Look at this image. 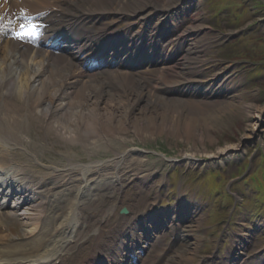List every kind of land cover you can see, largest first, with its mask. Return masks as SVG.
Masks as SVG:
<instances>
[{"label":"bare ground","instance_id":"1","mask_svg":"<svg viewBox=\"0 0 264 264\" xmlns=\"http://www.w3.org/2000/svg\"><path fill=\"white\" fill-rule=\"evenodd\" d=\"M65 0H0V186L3 181L17 178L15 171L20 174L24 184V176L32 182H27L24 189L15 187V200L13 205L0 206V223L19 220L23 226V236L18 240L10 239L8 234L0 235V264H27L31 257L43 255L46 250L39 252L34 242L38 233L39 217L43 212L46 216L43 218L45 228L52 230V218L55 225L64 224L69 218L67 214L73 213L72 220L76 222L75 215H81V212L87 208L95 211L99 206H106V216L110 215L118 205L111 201V197L116 199L122 196L123 182L122 175L130 172L136 179H141L137 168L145 163V153L136 147H128L125 150H119L114 147L116 153L109 159H97L86 163L74 160L61 162L60 166L54 164H41L43 155L37 149L36 139L31 135L33 121H43L47 129L54 131L64 140L80 144L86 150L94 148L99 149L101 142L106 141L112 145V140L117 139L120 143H125L121 134L130 129L136 136L153 135L156 131L162 129H171L176 126L173 122H164L168 115L166 111L180 112L179 103H182L183 110L187 108L184 102H194L197 105L202 104V99H189L176 97L174 95L162 96L163 89L159 88L164 84L166 89L172 88L177 91H187L189 89L187 82L193 75H197L198 62H203L204 57L198 59L196 50L202 51L206 47L208 38L198 36V28L203 26V19L194 15L191 23L185 28L188 30L187 37H195L189 43V49L180 56L171 68L167 69L166 63L162 65L161 71H169V74L161 78H150L149 75H134L123 66L122 62L117 64L107 63L104 67L89 71L81 67V57L86 52L87 44H93L94 39H78L80 35L87 31V25L84 22L87 19H93L102 16H111L114 14L125 15L127 11L136 12L139 8L154 10L151 14H156L157 19L155 27L163 20L180 15L177 7L179 2L185 9H199L200 5L196 0H68V7L76 13L88 12L85 21L79 22L73 30L76 43L68 51L71 43L68 42L65 48H54L52 42L48 41L49 36L54 40L59 38L56 32H52L55 26L43 28V36H31L25 39H18L14 36L15 32L21 31L22 21L20 17L29 10L46 14L48 18L53 8L54 2L61 4ZM175 4V5H174ZM177 4V5H176ZM179 4V5H180ZM177 8V9H175ZM145 10V9H144ZM139 11L138 14H141ZM147 15L142 14L136 24H129L125 30V35H140L144 30V19ZM182 16V15H181ZM79 16H67L61 20L66 25H74ZM5 24H3V23ZM109 26V27H108ZM86 29H84V28ZM28 26H25V30ZM111 29L110 24H104L101 27V33L105 34ZM154 32L147 36L149 41H153ZM174 35V33L172 34ZM171 35V36H172ZM103 36V35H102ZM170 41H175V47L181 36L177 35ZM110 38L107 41H114ZM83 42V43H82ZM127 40L121 44L122 48L129 47ZM143 47L141 43L139 45ZM105 47H109L106 45ZM152 50V49H151ZM150 46H146L145 53H149ZM154 51V50H152ZM204 51V50H203ZM198 61V62H197ZM165 62V61H163ZM221 74L204 81L205 86L215 83V79ZM120 81L117 84L114 79ZM150 78L155 81L156 86L146 85L141 79ZM137 80V82H135ZM166 83L170 85H166ZM173 83V84H172ZM218 83V82H217ZM222 84V82L220 83ZM221 86V85H219ZM224 87L233 88L229 83ZM233 95V94H230ZM235 95L232 96V98ZM191 103V102H190ZM235 106L237 103H231ZM188 108L190 104H187ZM203 107V105H200ZM250 117L249 124L244 133V139L257 137L264 131V107L249 104ZM189 111V110H188ZM28 124V128H27ZM190 125L185 126L187 130ZM122 138V139H121ZM202 142V136L200 135ZM242 140V141H243ZM203 145V143H201ZM240 144L226 145L219 149V154H227L233 149H238ZM113 147V146H112ZM203 152L208 153V149L203 146ZM194 154L185 153L186 160L195 164ZM213 155L212 153L210 154ZM135 159V160H134ZM135 162V163H133ZM38 164H41L37 166ZM123 164V166H122ZM134 164H136L134 166ZM44 166V167H43ZM42 167V168H41ZM133 168V169H132ZM127 170V171H124ZM143 171V170H142ZM144 172V171H143ZM42 174L45 177L35 178V175ZM111 173V180L108 177ZM98 174V175H97ZM56 175L59 180H56ZM146 177V176H145ZM44 180V181H43ZM43 181V182H42ZM118 181L119 184L116 185ZM38 185V186H37ZM59 186V197L63 196L62 203L59 202L53 208L45 211L43 208V198L41 192L48 194ZM38 188L40 193H35L34 188ZM102 191L103 201L100 204V197L95 196L91 189ZM8 190V189H7ZM10 191V190H9ZM82 203V205L80 204ZM72 207V210L70 208ZM69 211V213H68ZM127 222V219L126 221ZM77 223V222H76ZM88 227H93L92 221H87ZM122 228L106 229L105 227H94L92 231L97 233V237L105 240L106 258L116 264L125 263L122 251L119 250L117 233ZM89 228L80 226L77 240L88 235ZM57 249L54 242H46V245ZM88 243L82 241L79 245L69 244L67 258L71 252L76 251V255L71 258V262L80 260L85 254ZM241 247L240 249H242ZM62 249V248H61ZM59 249V250H61ZM130 248H127L129 250ZM119 250V251H118ZM58 254V251L54 255ZM105 254V253H104ZM50 256L43 255L41 259ZM59 257V256H58ZM138 259H144L140 253ZM103 261L104 258H101ZM239 258L233 261V264L239 263ZM36 260V259H35ZM30 264L33 261H28ZM187 262L185 264H190Z\"/></svg>","mask_w":264,"mask_h":264},{"label":"rangeland","instance_id":"2","mask_svg":"<svg viewBox=\"0 0 264 264\" xmlns=\"http://www.w3.org/2000/svg\"><path fill=\"white\" fill-rule=\"evenodd\" d=\"M199 3L200 8L194 10V12L201 14L204 18V30L201 32L200 37L208 38V42L206 43L207 48L198 52L200 55L197 53L199 55L198 59L204 57L203 62L197 61L198 63L195 64V66H198L197 73L206 78L222 71L225 79L227 76L228 82L234 88H230L229 91L222 94L219 93L220 95L218 96L214 94L199 105L192 101H190L191 103L184 102L183 104L187 107L185 108L187 110H183L182 103H179L180 112H175L174 110L163 113V117L164 115L169 116L164 122L168 123L167 125L174 122L176 124L175 127L162 129L161 132L156 131L153 135L143 136H136L130 129L121 134L125 143L123 141L120 145V142L114 139L111 146L108 145V142L103 141L99 149L86 150L82 145L70 143L59 137L54 131L48 130L47 125L40 120L33 121L34 126L30 127V133L36 139L38 151L43 154L41 157H43L44 161L41 163L56 162L59 166L61 162H67L71 159L79 162L108 159L115 155L116 150H114V147L116 146L119 150H125L132 146H141L148 150L164 152L167 156L181 157L185 153H192L198 158H205L211 153L218 155L221 147L242 142L241 144L244 147H241L234 157H224V162H214L217 165L214 167L223 165L224 180L228 182L231 179L234 183L229 184L234 188L235 193L245 196L246 201L242 203L240 209L236 210L233 219L239 222V218L245 213L250 220H260L259 223L262 224L255 231L254 238L246 246L244 256L248 259L244 264H250L254 260H258V255L263 252L264 248V152L262 156H259L258 160H255L261 154V150L264 151V131L254 137V140H249L250 142L244 141L243 138L250 122L248 105L253 104L262 106L261 108L264 107V0H199ZM131 17L133 16L131 15L126 19L121 16L111 17L105 22L117 20L118 24H127ZM184 17L188 18L189 16L185 15ZM237 30L241 31L236 37L226 40V35L232 34ZM230 43L231 45H229ZM146 68H150L154 72L149 75L152 76L150 78H159V66ZM132 71L137 72L136 69ZM164 75L166 77L168 73L165 72L161 77ZM150 78H143L141 82L146 83L147 86L148 84L156 85L155 81H151ZM118 81H120L118 78L114 79L116 84ZM224 88L228 89V87ZM230 94L235 96L232 98L233 95ZM161 95L163 96L165 93H161ZM185 99L186 101L189 99L197 100L191 97H186ZM234 102L237 104L231 106V103ZM187 104H190L191 108H188ZM200 105H203V107ZM187 125H190V128L186 130L185 126ZM200 135L203 138L202 142L200 141ZM203 146L209 150L208 153L201 150ZM146 155L148 160H150L151 170L163 166L164 169L161 168L159 171L163 172V174H169V171L171 172V169L175 167L166 163L155 152H149ZM248 159L252 161V167L241 175L240 173L245 169H241V166ZM149 164L146 161L142 165L143 170L147 171ZM177 166L172 174L177 173L179 176H183L184 182L187 183L186 186L192 192L199 188V192L205 194L209 192L208 190L215 189L219 191L218 203L231 202L227 200V196L230 197L227 186L220 184L222 174L216 173L214 168L208 171L207 166L209 165L202 164L198 167H191L190 170L184 172L186 164H178ZM253 170L256 177L250 174ZM215 175H218L220 179L215 180ZM156 178H161V176ZM123 179L126 185L123 201L129 202L132 198L138 197L142 201L147 197L145 196L148 195L146 194L147 192L143 193L141 190L140 181L132 176L130 172L123 175ZM205 181H207V184L203 183ZM260 182L262 183L258 185ZM201 183H203V187H200ZM255 185H258L256 189ZM255 190H257L256 193H254ZM234 203L235 201H233ZM118 212L119 210H116L115 216L110 215L105 225L112 223ZM218 213L221 214L220 210ZM15 223L17 226L14 229L17 235L21 237L23 233L22 224L18 221ZM218 225L208 228H205L204 225L198 227V230L202 233L208 234V231L211 230L213 234L211 236L208 235V243L204 247L201 245L199 252L193 254L195 258L192 264H199L200 255L211 248V245H214L217 236L222 239L217 244L219 246L218 252L222 253L227 249L229 241L233 239L234 232L229 227L222 229L224 225ZM236 230L240 232L241 228L238 226ZM223 242L225 243L224 245ZM236 242L231 245L234 251H238L237 246L235 247Z\"/></svg>","mask_w":264,"mask_h":264},{"label":"snow or ice","instance_id":"3","mask_svg":"<svg viewBox=\"0 0 264 264\" xmlns=\"http://www.w3.org/2000/svg\"><path fill=\"white\" fill-rule=\"evenodd\" d=\"M20 27H21V31L14 33V36L16 38L25 39V38H28V37L36 35V32H35L36 26L35 25H32L27 30H25V25H21Z\"/></svg>","mask_w":264,"mask_h":264}]
</instances>
